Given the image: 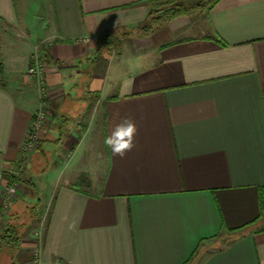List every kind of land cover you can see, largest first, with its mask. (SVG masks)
Returning <instances> with one entry per match:
<instances>
[{
    "label": "crops",
    "instance_id": "crops-1",
    "mask_svg": "<svg viewBox=\"0 0 264 264\" xmlns=\"http://www.w3.org/2000/svg\"><path fill=\"white\" fill-rule=\"evenodd\" d=\"M142 1L0 0V208L4 163L46 112L0 264H264V0L122 36ZM124 117L120 158L104 140Z\"/></svg>",
    "mask_w": 264,
    "mask_h": 264
},
{
    "label": "trees",
    "instance_id": "trees-1",
    "mask_svg": "<svg viewBox=\"0 0 264 264\" xmlns=\"http://www.w3.org/2000/svg\"><path fill=\"white\" fill-rule=\"evenodd\" d=\"M218 2L219 0H193L191 2H185L183 0H143L142 3L149 9L147 18L139 27L131 31H125L122 33V36H127L130 32L134 31H139L143 35H150L155 29L175 17L193 13L207 14ZM109 35L110 33L100 37L99 42L114 44L118 42V40L120 41V39L116 37L107 41ZM17 165H19L18 162ZM77 182L81 185H87L88 183L84 175H81ZM20 183L22 186L26 184V180L21 179ZM0 241L12 248L17 246L19 237L14 226L7 224L6 227L2 229L0 232Z\"/></svg>",
    "mask_w": 264,
    "mask_h": 264
},
{
    "label": "built area",
    "instance_id": "built-area-1",
    "mask_svg": "<svg viewBox=\"0 0 264 264\" xmlns=\"http://www.w3.org/2000/svg\"><path fill=\"white\" fill-rule=\"evenodd\" d=\"M28 73L34 77L35 81L39 83V85L42 84L43 78H42V65L39 60H35L28 68ZM42 92V87H41ZM46 119V112L43 109H38L32 116L30 124L27 128L25 137L23 139V142L20 146L21 153L25 156L28 154L32 148L35 146L37 140H38V131L41 128V125ZM23 160L21 159V162ZM20 162L19 165H17L14 161H5L4 163V169L6 174L8 175V182L4 185L3 191H2V202L1 207H6L11 200L17 195L18 188L20 186V181L23 178V165ZM12 190V191H10ZM35 263L39 264L37 257H35Z\"/></svg>",
    "mask_w": 264,
    "mask_h": 264
},
{
    "label": "clouds",
    "instance_id": "clouds-1",
    "mask_svg": "<svg viewBox=\"0 0 264 264\" xmlns=\"http://www.w3.org/2000/svg\"><path fill=\"white\" fill-rule=\"evenodd\" d=\"M137 131L136 123L131 118L124 117L114 125L108 136L105 137L104 144L112 150L114 156L124 158L136 146Z\"/></svg>",
    "mask_w": 264,
    "mask_h": 264
},
{
    "label": "rangeland",
    "instance_id": "rangeland-1",
    "mask_svg": "<svg viewBox=\"0 0 264 264\" xmlns=\"http://www.w3.org/2000/svg\"><path fill=\"white\" fill-rule=\"evenodd\" d=\"M191 1H193V0H185V2H191ZM118 44H120L119 40H118V42L114 43L113 45L117 46ZM37 147H38V140H37L35 146L32 148V150L28 154H26L25 156L21 153V150H20V152H19L20 158L24 161V164L26 163V160H28L30 155L37 149ZM53 158H54V153H52V152L51 153L49 152V154L46 155V157L39 156V159H41V166L43 165V162L46 164ZM25 179H26V173L24 171L22 180H25ZM9 208H10V203L6 207L0 208V232L2 231L4 222L6 221V216L8 214Z\"/></svg>",
    "mask_w": 264,
    "mask_h": 264
}]
</instances>
